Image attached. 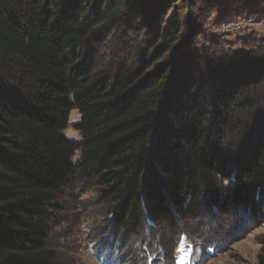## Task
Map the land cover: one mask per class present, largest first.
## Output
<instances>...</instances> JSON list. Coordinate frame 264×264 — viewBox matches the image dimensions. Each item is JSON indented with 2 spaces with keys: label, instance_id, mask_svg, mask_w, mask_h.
<instances>
[{
  "label": "trees",
  "instance_id": "obj_1",
  "mask_svg": "<svg viewBox=\"0 0 264 264\" xmlns=\"http://www.w3.org/2000/svg\"><path fill=\"white\" fill-rule=\"evenodd\" d=\"M260 3L0 0V264L67 261L53 236L87 218L96 263L177 264L181 235L209 261L215 244L177 218L264 217V51L196 45L210 15ZM119 29L130 44L104 53Z\"/></svg>",
  "mask_w": 264,
  "mask_h": 264
},
{
  "label": "rangeland",
  "instance_id": "obj_2",
  "mask_svg": "<svg viewBox=\"0 0 264 264\" xmlns=\"http://www.w3.org/2000/svg\"><path fill=\"white\" fill-rule=\"evenodd\" d=\"M259 5L262 8H258L253 13V15L255 14L254 16L246 18L255 19L254 22L244 24L242 30L236 34H219L217 32L219 25L216 22V15H210L204 23L203 35L197 40L198 49L200 50L201 46L205 45L203 51L210 53V55L221 50L225 53L232 52L240 53L241 55H245V53L260 54L264 51V5H261V3ZM121 31L119 29L112 41L108 40V47L113 48L109 52L104 53L116 52V49L123 42L130 44L131 39L121 37ZM131 34L134 35L135 33ZM131 34L128 35L131 37ZM120 37L121 39L117 41ZM79 117L77 110L70 112L67 126L63 130V135L66 138L79 139V134L72 127V124L77 122ZM86 197H89V194L84 195L83 198ZM248 213L240 211L227 213L212 209L211 212L203 211L197 221L188 220L185 221V224L183 220H178L177 218V225H184L187 235L203 243L205 240V242H208L206 244L214 243L218 251L214 258L205 261L203 254L198 248L192 251L188 243L183 248L179 244L175 252L177 262L184 260L191 264L192 259H194L196 264H256L261 241L264 237V217L262 214L247 215ZM66 214L70 215L71 211L67 210ZM91 223H93L91 218L81 220L77 224L75 223L76 225L74 220L72 222L65 221V225L61 226L60 230L57 228L58 232L56 237L53 236V238L57 242L60 252L68 258L67 261H62L61 264H99L96 263L95 257H92L86 242L87 237L84 235L88 225ZM170 233L169 227L164 232L159 227L151 234V237L153 236L154 240L158 239V241L160 238L169 241L171 238ZM114 244V248L111 250L117 248L118 241ZM122 246L123 243L119 245V250H122ZM109 247H111L110 244H108ZM190 252L191 256L189 255Z\"/></svg>",
  "mask_w": 264,
  "mask_h": 264
},
{
  "label": "built area",
  "instance_id": "obj_3",
  "mask_svg": "<svg viewBox=\"0 0 264 264\" xmlns=\"http://www.w3.org/2000/svg\"><path fill=\"white\" fill-rule=\"evenodd\" d=\"M255 19H245V20H232L228 22H223L218 26L217 32L222 35L226 34H236L240 32L244 24H249L254 22Z\"/></svg>",
  "mask_w": 264,
  "mask_h": 264
},
{
  "label": "snow or ice",
  "instance_id": "obj_4",
  "mask_svg": "<svg viewBox=\"0 0 264 264\" xmlns=\"http://www.w3.org/2000/svg\"><path fill=\"white\" fill-rule=\"evenodd\" d=\"M187 239H188V237L186 235L180 236L179 243H180L181 248H183V246L187 243ZM189 255L191 256V252L189 253ZM177 264H189V262L181 260V261H178ZM191 264H196L194 259H192Z\"/></svg>",
  "mask_w": 264,
  "mask_h": 264
}]
</instances>
